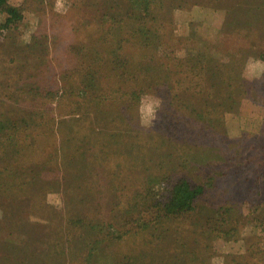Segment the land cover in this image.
Returning <instances> with one entry per match:
<instances>
[{"label": "rangeland", "instance_id": "1", "mask_svg": "<svg viewBox=\"0 0 264 264\" xmlns=\"http://www.w3.org/2000/svg\"><path fill=\"white\" fill-rule=\"evenodd\" d=\"M153 2L8 0L0 264H264V0Z\"/></svg>", "mask_w": 264, "mask_h": 264}, {"label": "trees", "instance_id": "2", "mask_svg": "<svg viewBox=\"0 0 264 264\" xmlns=\"http://www.w3.org/2000/svg\"><path fill=\"white\" fill-rule=\"evenodd\" d=\"M143 2L147 3V0H138V5L140 8L145 7L144 6L145 4ZM2 12H6L7 14L6 19L2 24V26H8L11 23L18 21L21 18V13L19 11V8L14 5L8 4V0H0V14ZM245 24L248 30H255L260 27V23L257 20V18H252L250 14L249 16L247 15V21ZM253 24H255L254 29L252 27ZM241 27L242 26H240V29ZM203 190L204 188L201 185H194L186 179L177 181L169 190L167 201L164 203L163 209L165 211L175 212V213L192 209L193 204L195 203L197 197H199V195L203 193Z\"/></svg>", "mask_w": 264, "mask_h": 264}, {"label": "clouds", "instance_id": "3", "mask_svg": "<svg viewBox=\"0 0 264 264\" xmlns=\"http://www.w3.org/2000/svg\"><path fill=\"white\" fill-rule=\"evenodd\" d=\"M158 106V105H157ZM148 112H149V114H150V119L151 120H154L155 119V109H153V108H149L148 109Z\"/></svg>", "mask_w": 264, "mask_h": 264}]
</instances>
